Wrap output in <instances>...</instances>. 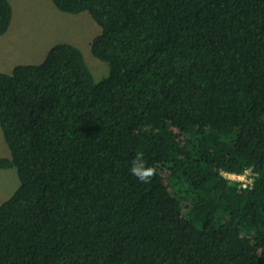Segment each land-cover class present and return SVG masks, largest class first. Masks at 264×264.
I'll list each match as a JSON object with an SVG mask.
<instances>
[{
  "label": "trees",
  "instance_id": "trees-1",
  "mask_svg": "<svg viewBox=\"0 0 264 264\" xmlns=\"http://www.w3.org/2000/svg\"><path fill=\"white\" fill-rule=\"evenodd\" d=\"M52 2L110 72L69 43L0 72V264H264V0Z\"/></svg>",
  "mask_w": 264,
  "mask_h": 264
},
{
  "label": "rangeland",
  "instance_id": "rangeland-1",
  "mask_svg": "<svg viewBox=\"0 0 264 264\" xmlns=\"http://www.w3.org/2000/svg\"><path fill=\"white\" fill-rule=\"evenodd\" d=\"M13 19L9 31L0 37V72L12 74L19 65H38L58 43L77 46L96 82L106 77L110 68L93 56V40L101 28L87 12L71 15L58 10L52 0H9ZM11 152L0 126V157ZM20 180L16 169L0 170V205L17 191Z\"/></svg>",
  "mask_w": 264,
  "mask_h": 264
},
{
  "label": "clouds",
  "instance_id": "clouds-1",
  "mask_svg": "<svg viewBox=\"0 0 264 264\" xmlns=\"http://www.w3.org/2000/svg\"><path fill=\"white\" fill-rule=\"evenodd\" d=\"M130 172L140 181L147 182L148 179L154 172V169L151 167H146L143 163V160L139 157L133 161L132 167L130 168Z\"/></svg>",
  "mask_w": 264,
  "mask_h": 264
},
{
  "label": "built area",
  "instance_id": "built-area-1",
  "mask_svg": "<svg viewBox=\"0 0 264 264\" xmlns=\"http://www.w3.org/2000/svg\"><path fill=\"white\" fill-rule=\"evenodd\" d=\"M231 180L237 181L241 184L243 189L251 188L253 186V174L250 170L243 175L225 174Z\"/></svg>",
  "mask_w": 264,
  "mask_h": 264
}]
</instances>
